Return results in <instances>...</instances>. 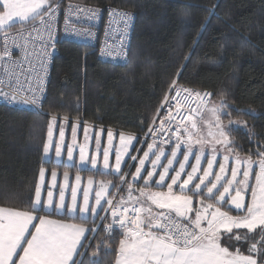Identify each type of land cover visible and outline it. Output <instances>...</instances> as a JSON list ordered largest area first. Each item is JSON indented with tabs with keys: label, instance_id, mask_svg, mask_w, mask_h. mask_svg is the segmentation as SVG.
Instances as JSON below:
<instances>
[{
	"label": "snow or ice",
	"instance_id": "1",
	"mask_svg": "<svg viewBox=\"0 0 264 264\" xmlns=\"http://www.w3.org/2000/svg\"><path fill=\"white\" fill-rule=\"evenodd\" d=\"M107 11L110 18L120 19L122 28L115 37L111 31L105 33V49L118 44L117 55L123 56L134 16L114 8ZM59 12L60 0H0V99L9 106L22 104L35 109L40 105L57 43L54 22ZM64 15L66 38L90 39L94 33L90 28L73 27V17L83 23V16L94 27L102 12L69 4ZM14 27L19 31L12 33ZM13 49H19L18 57L13 56ZM105 49H101L102 56L113 54ZM211 96L185 88L173 79L152 117L145 134L151 142L139 159L129 154L130 150L139 152L133 141H141L134 134L120 133L114 147L109 130L108 146L102 149L97 137L91 157L85 135L84 143L78 145L81 165L90 164L98 172L102 169L100 174L114 176L117 183L99 181L91 204L89 189L94 180L89 177V189L84 190L79 205L77 188L71 190L70 207L65 204L63 189L54 207L53 192H47L44 204L37 186L28 209L0 206V264H78L77 257L86 251V244L95 248V257L101 248L108 247V240L97 231L96 220L109 221L102 229L108 236L115 229L122 234L115 264H264V151L258 147L256 159L251 155L241 158L229 133L246 125V121L231 118V111L243 110L233 109L224 97L216 103ZM161 108L165 109L163 114ZM205 112L209 119H205ZM244 114L253 113L248 110ZM222 117L228 118L227 125ZM56 119L52 116L48 125L43 145L46 158L53 146ZM68 119L67 115L63 117L65 122ZM64 141L61 128L54 149L58 160ZM76 145L73 129L72 145L66 148L70 163ZM125 157L138 161L134 172L129 171L133 165ZM39 175L43 181V168ZM51 176L55 183L57 173L52 171ZM63 178L67 186L69 174L63 173ZM75 180L79 186L81 177L77 175ZM109 188L117 193L126 189L127 195H109ZM52 211L69 214L81 223L37 215ZM89 223L94 226L87 227ZM86 233L93 239L89 240ZM240 246H246L248 254ZM90 264L100 262L94 259Z\"/></svg>",
	"mask_w": 264,
	"mask_h": 264
},
{
	"label": "trees",
	"instance_id": "2",
	"mask_svg": "<svg viewBox=\"0 0 264 264\" xmlns=\"http://www.w3.org/2000/svg\"><path fill=\"white\" fill-rule=\"evenodd\" d=\"M60 1L134 12L130 60L125 66L103 63L89 47L60 42L42 112L0 105V206L28 209L41 168L71 170L43 159L52 116L63 120L67 115L71 123L134 134L144 143L141 137L173 79L212 93L216 103L224 97L233 109L243 110L231 111L233 120L247 123L233 129L230 139L242 156L256 159L257 148L264 151V0ZM248 110L253 114H244ZM86 172L105 180L115 178ZM37 214L81 223L67 215ZM105 238L108 247L95 257V248L86 244L78 264L94 259L114 264L122 238ZM240 250L248 254L246 246Z\"/></svg>",
	"mask_w": 264,
	"mask_h": 264
},
{
	"label": "rangeland",
	"instance_id": "3",
	"mask_svg": "<svg viewBox=\"0 0 264 264\" xmlns=\"http://www.w3.org/2000/svg\"><path fill=\"white\" fill-rule=\"evenodd\" d=\"M204 116H205V119L210 118L207 112L204 113ZM224 123L227 125L228 122L224 121ZM75 124H77V123L76 122L71 123L69 121L65 122L64 120H60L58 118L56 119V124L53 127V146H52V149H50V152L47 154V158H46V155L44 153L43 159L46 162L52 161L54 163L65 165L68 168H71V170L70 169H63V170L52 169V170H49L46 167L43 168L45 170L44 179H43V181H41L40 175H39L37 186H39L41 188V199H42V202L44 204H46V202H47V192L52 191L53 192V206L55 207L59 202V200H58L59 192L61 189H63L64 194H65V204H66V206L70 207V205H71V190L73 188H77L78 205L81 204L84 190L89 189V186L87 183L89 177H91L94 180V183L91 186V189H89L90 204L94 202L95 192L99 190V183L98 182L101 181L102 179L97 175H90L86 172V171L98 172L96 169H93L90 164H88L86 166L81 165L80 160H79L78 145H81L84 143V137H85V135H87L89 138V153H88V155H89V157H91L92 155H94L95 139L97 137L100 138L102 149L104 147L108 146L107 140H104L103 136H101V135H98L95 138L94 134L91 133L90 131H87V133H85V131H84L81 134L79 132V130L77 129L80 127L79 126L77 127V125H75ZM61 128H63L64 133H65V141H64V149L62 150V155L58 160L55 157L54 149H55L56 144L59 142V131ZM73 129H75V131H76L77 145L73 146V149H74L73 161L70 163L68 161V158H67L66 148H67V146L72 145V131H73ZM136 139L138 140V138H136ZM118 143H119V135H113V146L114 147L118 146ZM103 144H105V146H103ZM133 147L138 148L139 152H134V151L130 150L129 154L130 155H137L138 159L142 157L143 151L147 150V147H145L144 143L141 142L140 144H137L135 140L133 141ZM240 156H241V158L246 157V156H242V155H240ZM111 159L114 160V155ZM125 160H126V162L131 163L133 165V167L129 171L134 172L135 166L137 165L138 161H128L127 157H125ZM218 160H220L219 156H218ZM60 161H62V163ZM231 166H232V164L230 162L229 167H231ZM145 167L148 168L149 165L146 164ZM122 170H124L123 166H122ZM254 170H255V168H254ZM52 171H55L57 173L55 183H53V180H52V176H51ZM100 171H103V170L101 169ZM65 172H67L69 174V180H68L67 186H65L64 178H63V173H65ZM77 175H79L81 177L79 186H77L76 180H75V177ZM129 179H130V177H129ZM102 204H103V200H102ZM51 213H55L58 215L71 216L69 214H61V212H59V211H52ZM49 218L60 221V219H57L54 217H49ZM100 223H101V221L99 220L98 225ZM89 228H91V227H89ZM86 236H88L87 233H86Z\"/></svg>",
	"mask_w": 264,
	"mask_h": 264
},
{
	"label": "built area",
	"instance_id": "4",
	"mask_svg": "<svg viewBox=\"0 0 264 264\" xmlns=\"http://www.w3.org/2000/svg\"><path fill=\"white\" fill-rule=\"evenodd\" d=\"M69 4H80L84 7H88V8H99L101 9L102 15L100 17V19H98L97 21H95V26L94 27H90L89 24L86 22V18H84L83 16L80 17L81 20H84L85 22L80 23L77 22L76 17H73V27L76 28H80V29H84V28H90V31L92 33H94V37L90 38V39H85L83 37H73V38H66L65 37V24H64V19H65V12L68 11V5ZM110 8H114V9H118L121 11H127V12H131L134 16V19L132 21L131 27L128 30V35L125 41V47L123 49L124 55L123 56H119L117 55L118 52H120V48L118 44L113 45V48L111 49H105V43H106V36L105 33L108 31H111L113 37L119 35V30L122 28V22L120 21V19L118 17H112L110 18L109 12L107 11L108 8H103L100 6H94V5H89V4H85V3H80V2H74V1H66V2H60V12L57 16L56 21L54 22V26L56 28V37H57V43H56V47H55V52L52 56L51 62L48 66V75H47V79H46V83H45V91L43 94V97L41 99V103L38 106V108H31L25 105H16V106H23L25 108H28L36 113H41L43 106L45 104V101L47 99V95H48V90H49V86L51 83V78H52V72H53V68L55 65V60L59 54V48H58V44L60 42H71V43H76L79 45H83L86 47H89L91 49H93L98 56V59L103 62V63H107V64H111V65H119V66H125L128 65L129 60H130V53H131V46H132V42H133V38H134V32H135V28H136V22H137V15L130 11V10H125L119 7H110ZM19 31V28H13L11 29L12 33H16ZM3 34H0V37H2ZM109 44H112L113 41L109 40L108 41ZM101 49H105V51H112V55H101ZM19 49H13V56L14 57H18L19 56ZM115 57V58H113ZM185 88H189L184 86ZM192 89L193 91H198L201 93L204 92H208V91H202V90H198V89H193V88H189ZM210 93V92H208ZM171 95V94H169ZM212 98V96H211ZM210 98V99H211ZM0 105H5V106H9L8 104L4 103V101L2 99H0ZM9 107H14V106H9ZM165 111V109L161 108L160 112L161 114H163ZM160 116H157V122H159ZM151 134H148V136L150 137ZM141 140L144 143H150L151 139L150 138H146L145 135L141 137ZM167 147H170L167 146ZM122 193L119 192L118 194H116L115 196L119 197L121 196ZM115 203V201H114ZM109 221H101V223L99 224V227L97 228V231L101 230L103 235L105 237L108 238H112L114 236H118L120 238L122 237V234L120 232L119 229H115L113 231V233L111 234V236H108L102 229L105 223H107ZM92 236L88 235V239L90 240Z\"/></svg>",
	"mask_w": 264,
	"mask_h": 264
},
{
	"label": "crops",
	"instance_id": "5",
	"mask_svg": "<svg viewBox=\"0 0 264 264\" xmlns=\"http://www.w3.org/2000/svg\"><path fill=\"white\" fill-rule=\"evenodd\" d=\"M77 124H75V125H77V127L79 126L80 128H77L78 130H79V132L82 134L83 132H84V130H85V128H87L88 129V131H90L91 133H93L94 134V136H95V138H96V136H98V135H101V136H103V138H104V140H107V134H108V132H109V130H106V129H104V128H101V127H96V126H92V125H87V124H84L83 122H76ZM81 125V126H80ZM76 127V126H75ZM112 133H113V135H119L120 133H117V132H115V131H112V130H110ZM103 146H105V144H103ZM100 172H103V171H100ZM91 175V174H90ZM103 181H105V179H102ZM108 180H106L105 182H107ZM113 183H117V180H116V178H113V180H111ZM136 186L138 187L139 186V184L137 185L136 184ZM153 190H155V188H153ZM108 192H109V195H115L117 192H114L111 188H109V190H108ZM134 195H137L138 193H133ZM122 195H127V191L125 190V192L122 194ZM103 203H104V201H103ZM38 215V214H37ZM101 215H104V213H101ZM71 217V216H70ZM49 218V217H48ZM50 219H52V218H50ZM60 221H62V220H60ZM63 222H65V223H73V222H68V221H63ZM34 223H36L35 221H34ZM88 227V226H87ZM118 256V255H117ZM77 260H79V257H77ZM115 264V263H114Z\"/></svg>",
	"mask_w": 264,
	"mask_h": 264
},
{
	"label": "flooded vegetation",
	"instance_id": "6",
	"mask_svg": "<svg viewBox=\"0 0 264 264\" xmlns=\"http://www.w3.org/2000/svg\"><path fill=\"white\" fill-rule=\"evenodd\" d=\"M146 145V143H144Z\"/></svg>",
	"mask_w": 264,
	"mask_h": 264
}]
</instances>
